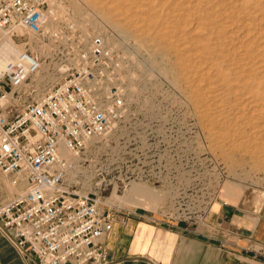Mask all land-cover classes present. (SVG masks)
<instances>
[{"label":"rangeland","instance_id":"obj_1","mask_svg":"<svg viewBox=\"0 0 264 264\" xmlns=\"http://www.w3.org/2000/svg\"><path fill=\"white\" fill-rule=\"evenodd\" d=\"M61 8L62 15L130 42L140 76L123 118L84 150L83 168L69 178L73 188L96 190L105 177L102 199L116 209H160L170 200L175 215H198L209 198L264 193V0H63ZM31 43L44 51V65L58 59L49 45ZM58 76L46 74L37 85ZM32 92L10 99L12 111ZM151 129L175 134L173 153L155 155L173 165L174 182L122 187L115 181L120 168L146 156L139 137ZM23 188L0 169V204Z\"/></svg>","mask_w":264,"mask_h":264},{"label":"built area","instance_id":"obj_2","mask_svg":"<svg viewBox=\"0 0 264 264\" xmlns=\"http://www.w3.org/2000/svg\"><path fill=\"white\" fill-rule=\"evenodd\" d=\"M62 5L63 0H0V169L11 183L24 187L0 204V232L37 264H111L103 238L130 209H116L102 199L100 182L107 185L105 177L92 191L73 188L69 178L83 168L89 143L123 118L140 79L137 55L121 36L112 33L120 47L105 31L62 15ZM17 39L21 46L2 59L3 49ZM32 41L49 45V55L58 59L44 65V51ZM57 72L56 81L37 85L46 74ZM32 89L22 107L12 111L8 101ZM175 142L171 131L141 133L139 146L146 156L136 167L120 168L115 181L122 187L132 181L171 185L174 177L168 170L173 165L155 155L173 153ZM214 199L205 200L198 215L190 210L175 215L170 200L159 211L199 220Z\"/></svg>","mask_w":264,"mask_h":264},{"label":"crops","instance_id":"obj_3","mask_svg":"<svg viewBox=\"0 0 264 264\" xmlns=\"http://www.w3.org/2000/svg\"><path fill=\"white\" fill-rule=\"evenodd\" d=\"M111 264H264V193L215 201L202 219L136 205L104 236ZM0 264H37L0 233Z\"/></svg>","mask_w":264,"mask_h":264},{"label":"bare ground","instance_id":"obj_4","mask_svg":"<svg viewBox=\"0 0 264 264\" xmlns=\"http://www.w3.org/2000/svg\"><path fill=\"white\" fill-rule=\"evenodd\" d=\"M4 36H7L6 32L3 33ZM115 45H119V42L114 41ZM18 49V46L16 44L10 43L3 49V56L1 57L2 59H6L12 54L15 53V51ZM66 153V151H64ZM67 155L69 156V152H67Z\"/></svg>","mask_w":264,"mask_h":264}]
</instances>
